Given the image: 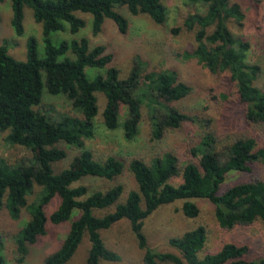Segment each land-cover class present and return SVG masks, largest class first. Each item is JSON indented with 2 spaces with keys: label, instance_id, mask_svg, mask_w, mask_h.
I'll return each mask as SVG.
<instances>
[{
  "label": "trees",
  "instance_id": "obj_1",
  "mask_svg": "<svg viewBox=\"0 0 264 264\" xmlns=\"http://www.w3.org/2000/svg\"><path fill=\"white\" fill-rule=\"evenodd\" d=\"M189 1L206 10L190 13L184 20L185 27L195 31L197 42L196 48L184 57L197 59L213 73H228L245 105L248 124L264 126V89L256 84L262 67L248 60L250 42L235 35L230 27L232 21L238 25L244 23L246 14L241 3ZM26 6L32 8L35 21L43 26L45 56H39L35 37L28 40L25 61L14 58L8 46L0 44V131L8 130L7 142L32 153V158L14 164L0 157V208L4 206L13 219H20L24 210L29 214V219L14 235L18 262L23 263L30 246L47 233L49 221L61 224L70 220L77 209L79 216L72 220L61 246L46 256L45 264H67L86 234L91 244L88 264L119 261L120 254L105 244L102 230L122 219L130 221L138 246L144 251V264H264V257L250 256L251 246L247 242H225L217 251L201 257L200 252L208 241V230L201 224L169 239L170 246L179 253L151 248L144 231L145 219L150 214L178 200L183 201L186 217H198L201 209L193 201L195 198L211 202L219 226L225 231L264 222V177L234 184L219 193L231 170L252 172L254 164H264V145L258 146L254 136H239L222 146L214 131L204 132L199 143L191 148L197 162L191 158L182 161L173 151L157 155L151 162L133 158L128 164L138 188L129 192L125 202L118 203L124 192L121 183L105 191L91 190L85 184L72 186L88 177L115 181L124 173L125 164L119 157L109 155L99 161L86 146V140L95 133L99 111L97 92L106 96L103 119L107 128L113 130L120 126L125 105V135L129 140L135 139L143 118L142 106H145L151 139L160 141L170 129L192 120L191 115L174 105L190 94L192 86L175 69L141 71L139 63L126 78H121L118 68L112 65L114 54L105 44L92 47L87 37L54 43L52 32L69 28L72 34L78 33L86 24L77 14L82 11L92 15L94 35L101 32L106 18L112 19L119 32L125 34L130 21L119 11L123 7L133 15L146 14L154 22L163 24L168 19L165 1L12 0V24L18 35L25 32ZM178 30L173 29L175 33ZM71 52L76 58L69 56ZM85 67L105 69V73L91 79ZM44 88L52 95L65 96L79 113L56 118L40 111ZM63 144L79 149V153L69 166L57 171V163L69 155ZM222 148L228 152L226 160ZM177 177L182 181L174 185L171 179ZM37 186L39 192L29 201ZM57 195L60 204L48 215L45 208ZM110 207L115 208L104 215L95 213ZM4 248V231L0 228V264H9Z\"/></svg>",
  "mask_w": 264,
  "mask_h": 264
},
{
  "label": "rangeland",
  "instance_id": "obj_2",
  "mask_svg": "<svg viewBox=\"0 0 264 264\" xmlns=\"http://www.w3.org/2000/svg\"><path fill=\"white\" fill-rule=\"evenodd\" d=\"M168 8V19L163 24L154 22L146 14L133 15L127 7L119 8L130 21L128 32L122 34L117 25L110 18H106L101 32L93 33L92 15L78 11V16L85 19V26L76 34H72L67 28L64 31L52 32L54 43L61 40H80L87 37L90 45L105 44L108 50L114 54L112 65L120 71V77L126 78L130 70L140 64L141 71H160L175 69L180 77L192 86L188 96L179 102H175L178 108L191 115L192 120L185 122L181 127L170 129L160 141L151 139V125L147 115V108L142 106L143 118L140 123L139 133L135 139L129 140L125 135L123 127L127 115V107L121 110L120 126L116 129L106 127L103 119V110L106 105V96L97 92L99 111L96 118L95 133L91 139L86 140V146L91 149L99 161H104L109 155L119 157L125 164L124 173L115 181L98 177H88L72 186L85 184L91 190H107L115 184L121 183L124 192L118 203L125 202L129 192L137 189L138 185L129 164L133 158L140 157L151 162L154 157L166 151H173L184 160L197 162L191 154V148L199 143L202 133L214 131L220 140V145H226L239 136H254L258 146L264 145V126L250 125L245 118V105L241 102L237 86L232 82L226 72H211L200 64L197 59H186L184 54L193 51L197 42L195 31L189 30L184 25V20L190 13L205 12L202 5L191 3L189 0H164ZM241 3L246 18L242 25L231 22L230 27L235 35L246 38L251 48L248 60L258 63L262 67L256 84L264 89V0H232ZM23 35H18L12 24L13 9L12 0L0 2V44H6L9 53L17 60L27 59V43L30 37L37 39V49L40 57L45 56V41L43 26L35 21L33 10L30 7L24 9ZM174 28H179L175 33ZM71 58L76 55L68 53ZM63 59V57H61ZM87 75L92 79L105 69L97 67H85ZM144 73V72H143ZM42 104L39 110L53 117L64 114L77 115L79 111L72 103L61 95H52L44 88ZM8 130L0 131V157H4L10 163L32 158L29 149L12 145L7 142ZM68 150V158L57 163L56 170L69 166L71 160L79 153V149L63 144ZM221 146V147H222ZM223 159L228 158V152L222 148ZM252 172L231 170L225 181L221 184L219 193H223L234 184L248 182L253 179L264 177V164L253 165ZM181 178H173L171 182L178 185ZM40 187H36L33 195H29V201L35 199ZM201 212L196 218H188L182 211L183 201L165 204L156 209L145 219L144 231L151 248L158 251L175 252L178 250L171 247L169 239L172 236L183 234L197 225H204L208 230V241L200 252L203 257L207 253L217 251L225 242H247L251 246L250 256L252 258L264 257V222L258 221L248 227H237L231 231H225L220 226L214 214L211 202L206 198L193 199ZM60 197L55 196L45 208L50 215L58 208ZM110 207L102 211H96V215H104L114 210ZM79 216V210H75L72 218L61 224L48 222L47 233L40 236L35 244L30 246L29 254L23 263L18 262L19 254L14 244V235L29 219L26 210L20 219H13L8 210L3 206L0 208V228L4 231L5 248L4 254L9 264H45V258L51 252L57 250L67 233L71 222ZM105 244L118 252L121 256L119 261L103 260L102 264H144L143 250L139 248L136 237L131 229L128 219H122L110 228L102 230ZM90 241L86 234L76 253L67 264H88L87 256L90 249ZM170 264V263H162Z\"/></svg>",
  "mask_w": 264,
  "mask_h": 264
}]
</instances>
